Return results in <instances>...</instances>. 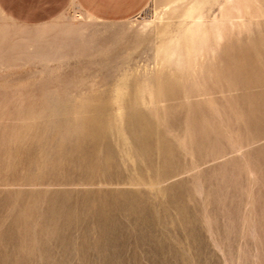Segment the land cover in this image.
<instances>
[{
    "label": "rangeland",
    "instance_id": "rangeland-1",
    "mask_svg": "<svg viewBox=\"0 0 264 264\" xmlns=\"http://www.w3.org/2000/svg\"><path fill=\"white\" fill-rule=\"evenodd\" d=\"M0 21V264H264V0Z\"/></svg>",
    "mask_w": 264,
    "mask_h": 264
},
{
    "label": "crops",
    "instance_id": "crops-1",
    "mask_svg": "<svg viewBox=\"0 0 264 264\" xmlns=\"http://www.w3.org/2000/svg\"><path fill=\"white\" fill-rule=\"evenodd\" d=\"M150 1L0 0V11L17 24L40 25L52 21L75 2L95 19L116 22L125 21L138 15Z\"/></svg>",
    "mask_w": 264,
    "mask_h": 264
},
{
    "label": "bare ground",
    "instance_id": "bare-ground-1",
    "mask_svg": "<svg viewBox=\"0 0 264 264\" xmlns=\"http://www.w3.org/2000/svg\"><path fill=\"white\" fill-rule=\"evenodd\" d=\"M3 14V13H2ZM217 28V32L219 31V28L218 27H216Z\"/></svg>",
    "mask_w": 264,
    "mask_h": 264
}]
</instances>
